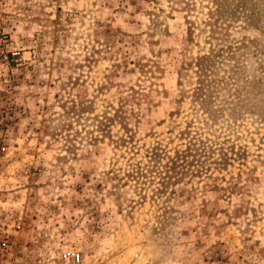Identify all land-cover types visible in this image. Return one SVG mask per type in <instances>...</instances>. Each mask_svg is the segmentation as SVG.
Returning a JSON list of instances; mask_svg holds the SVG:
<instances>
[{
  "label": "rangeland",
  "instance_id": "1",
  "mask_svg": "<svg viewBox=\"0 0 264 264\" xmlns=\"http://www.w3.org/2000/svg\"><path fill=\"white\" fill-rule=\"evenodd\" d=\"M258 3V16L223 13L211 35L209 0H0V212L29 217L14 235L18 264H65L66 250L80 264H264ZM211 49L228 83L217 100L239 89L232 102L242 105L215 124L181 99L193 72L177 86V63ZM144 59L162 72L141 74ZM255 79L261 93L247 86ZM129 96L126 131L108 118ZM190 122L203 138L229 139L233 161L210 169L213 187L190 200H176L175 187L160 196L149 149L181 146ZM138 166L146 176L127 178Z\"/></svg>",
  "mask_w": 264,
  "mask_h": 264
},
{
  "label": "trees",
  "instance_id": "2",
  "mask_svg": "<svg viewBox=\"0 0 264 264\" xmlns=\"http://www.w3.org/2000/svg\"><path fill=\"white\" fill-rule=\"evenodd\" d=\"M259 1L261 0H209V5L211 7L208 12L209 20L207 25L209 26L211 35L215 32L217 27L216 24L218 20L222 19L223 13L228 12L231 16L234 14L242 17L247 14L250 15V17L258 16L259 13L255 12V10L259 7ZM141 9L144 8L142 7ZM145 13L147 12L145 11ZM187 39L188 42H191L190 38ZM218 59L215 50L211 49L206 54L186 58L177 63V86L179 89H182L184 76L190 72L194 74V83L187 90V94L182 92L180 95L181 99L184 100L186 99L185 95L188 96L193 106H197L196 112H201V114L205 116L203 118L212 124L219 121L223 112H228L229 110V116H233L236 109L238 110L242 106L232 102V100L235 99V95H237L236 98L239 101V89L233 90L234 93L228 94L230 95L228 98L232 100L223 102L217 100V98L220 97L219 91L222 89L220 85H228L223 77L220 78L217 75L215 66L217 65ZM238 61L236 64L240 65ZM135 66L141 74L148 73L151 71V68H155L160 73L162 72L158 64H154L152 59H144L142 63L136 62ZM235 71L233 70L232 77L230 76V80L234 82V85L237 81L235 75L240 69L236 68ZM260 82V80L255 79L253 82H249L247 86H252L261 93V88H259L260 86L258 87ZM132 92H134V90H132ZM230 92L231 90H229V93ZM133 100L134 96H129L125 100L123 99L120 103V107L115 112V117L108 118V121L112 122L118 119L119 125L122 126L123 130H129V121L133 117L134 112L132 109L130 110L128 106ZM136 100L137 107H141L140 100ZM147 103L149 104V101L146 102V104ZM177 103H180V100H178ZM193 127V122H190L186 125L184 130L179 132L178 140L181 142V146L170 149L160 142H156L149 149L148 159L150 168L151 172L154 173V176L158 179L159 188L156 191L160 196H164L165 193L168 194V191L175 187L174 198L176 200H180L181 198L190 200L196 196L198 191L213 187V185L210 184L213 174L210 172V175H208L210 169L221 170L233 161V143L230 142L229 139L221 142H214L210 139L203 138L201 133L192 130L194 129ZM107 136L110 138V134H107ZM96 140L97 139H95V141ZM119 141L120 143L126 142L125 139ZM143 171L144 170L138 166L135 172H127L126 177L138 178L141 176V178H144L147 172L144 173ZM192 178L202 180L196 182L198 185L194 187L189 183ZM109 180L112 182L114 178H110ZM230 184L229 192L233 191V179H231ZM177 205L178 204H174L173 210H176Z\"/></svg>",
  "mask_w": 264,
  "mask_h": 264
},
{
  "label": "built area",
  "instance_id": "3",
  "mask_svg": "<svg viewBox=\"0 0 264 264\" xmlns=\"http://www.w3.org/2000/svg\"><path fill=\"white\" fill-rule=\"evenodd\" d=\"M28 222L29 217L22 212L14 216L0 212V264H18L14 235L22 232ZM60 257L65 264H80L82 261L79 252L73 250L64 251Z\"/></svg>",
  "mask_w": 264,
  "mask_h": 264
}]
</instances>
